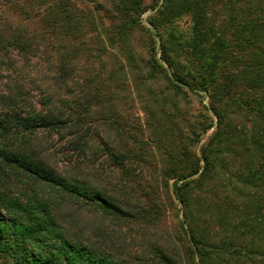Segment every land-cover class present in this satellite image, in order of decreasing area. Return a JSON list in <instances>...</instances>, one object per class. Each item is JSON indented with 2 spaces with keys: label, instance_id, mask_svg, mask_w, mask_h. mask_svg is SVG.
Listing matches in <instances>:
<instances>
[{
  "label": "trees",
  "instance_id": "trees-1",
  "mask_svg": "<svg viewBox=\"0 0 264 264\" xmlns=\"http://www.w3.org/2000/svg\"><path fill=\"white\" fill-rule=\"evenodd\" d=\"M35 62L52 64L37 93L21 76ZM109 62L108 81L161 73L208 107L184 134L177 105L154 98L166 122L129 134L99 71L75 74ZM1 73L0 264H264V0H0ZM81 207L141 234L173 208L181 250L169 235L146 253L107 226L85 235L72 220Z\"/></svg>",
  "mask_w": 264,
  "mask_h": 264
},
{
  "label": "rangeland",
  "instance_id": "rangeland-1",
  "mask_svg": "<svg viewBox=\"0 0 264 264\" xmlns=\"http://www.w3.org/2000/svg\"><path fill=\"white\" fill-rule=\"evenodd\" d=\"M144 2L148 3L149 0H144ZM152 12L153 9L150 8H147L145 11H143L141 14V21L152 32L153 38L155 40L156 57L159 59V38L155 34V29L153 26L151 24V26L147 24L149 22L146 19V17ZM137 39V50L138 52L144 53L147 38L145 35H138ZM160 63L164 66L166 72H169V68L166 63L164 61H160ZM74 66L75 74L78 80H82L87 69L89 70L90 74H94L95 71H99V76L97 77L103 79L104 83L106 82V85L111 87V89H114L113 103L117 109L116 115L118 116L119 124L123 126L127 133L128 131H137V134H129H134L138 138H141L139 134L141 129L144 132L142 137H150L148 121H155L159 124H164L166 122L164 116L157 112L154 98H156L159 103H162L170 110H173V102L177 105L178 108L175 111L176 115L174 119L183 128L184 134H189V127H192L193 123L196 121L197 114L201 111V103H204L208 107V95L202 92L195 94L191 90L175 93L174 89L171 88L169 82L161 73L153 79L144 80V78L142 79L135 72L126 69L124 73H118V79H120V82L118 83L116 79H110L109 81L107 80L109 68H117V64H104V67L101 68H98V64H75ZM51 67L52 64L50 63L42 64L35 62V64H30L24 70H22L21 76L23 75V81L25 82L27 89L33 93H37L38 86H43V84L47 85ZM1 74L3 77L0 75V78L3 79L6 75L3 73ZM94 75V78H96V74ZM21 76L18 75V78L22 79ZM15 77L17 78V76ZM78 84L79 83H75L71 90L73 91L75 86H78ZM207 112L214 120L215 118L209 108ZM212 128L213 126L210 127L205 133H202L199 140L195 144H191V149L198 152L201 141L212 130ZM111 136L114 137L113 131ZM149 159L151 160V158ZM92 160L94 162V166L99 169V164H101L100 160L98 158H93ZM147 173V171H141L139 174L146 175ZM160 193L164 194L165 191H161ZM175 215V210L173 208L171 209L170 207H167L162 219L156 224L150 226V232L146 234L140 233L141 231L138 229L137 223L115 224L113 221L102 218L99 213L90 209L88 210L86 207L77 209L73 213L72 220L74 223L73 226L76 229L89 236H93L92 233L94 228H102L107 226L109 233L115 235L113 236L116 237L115 241H120L118 243L121 244L120 246L125 248L124 250L131 253H139L141 251L146 253V249L149 244L160 242L158 241L159 237L166 235L173 237V239L177 242L176 250H181L175 235ZM180 217L182 218V212ZM144 246H146V248H144Z\"/></svg>",
  "mask_w": 264,
  "mask_h": 264
},
{
  "label": "water",
  "instance_id": "water-1",
  "mask_svg": "<svg viewBox=\"0 0 264 264\" xmlns=\"http://www.w3.org/2000/svg\"><path fill=\"white\" fill-rule=\"evenodd\" d=\"M160 1H161V0H159V2H160ZM147 24H148L149 26H151L150 23H147ZM180 216H181V210H180Z\"/></svg>",
  "mask_w": 264,
  "mask_h": 264
}]
</instances>
